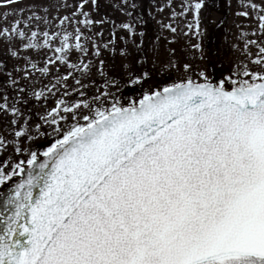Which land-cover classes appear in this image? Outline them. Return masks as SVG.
<instances>
[{
	"label": "snow or ice",
	"instance_id": "obj_1",
	"mask_svg": "<svg viewBox=\"0 0 264 264\" xmlns=\"http://www.w3.org/2000/svg\"><path fill=\"white\" fill-rule=\"evenodd\" d=\"M20 3H0V152L25 157L0 166V186L20 178L0 191V264H264V0H240L256 27L237 25L243 59L216 74L193 54L204 60L208 0H65L52 19ZM45 50L43 67L27 55ZM61 66L56 84L68 97L73 79L78 98L34 116L44 91L21 81ZM129 86L140 95L125 100Z\"/></svg>",
	"mask_w": 264,
	"mask_h": 264
},
{
	"label": "rangeland",
	"instance_id": "obj_2",
	"mask_svg": "<svg viewBox=\"0 0 264 264\" xmlns=\"http://www.w3.org/2000/svg\"><path fill=\"white\" fill-rule=\"evenodd\" d=\"M3 0H0V3H2ZM65 2V0H21V3L17 5L16 7L19 8H24L31 6L35 3H40L44 6H52L50 7V15L49 19H52L53 17L60 15H69V12L65 10L64 8L60 9V12L57 13L56 11V5H62ZM169 0H157L158 6H163L167 4ZM173 6L175 7L176 11H180V4L182 0H171ZM67 3L69 5L76 3V0H67ZM244 9L241 7L240 0H208V6L202 11V29L205 30V36L203 39V48H204V60L199 61L198 59V53H193L197 56V62L202 63L203 65L208 66L211 70H213L214 74L218 73L219 71H225L232 66V61L237 60V59H243L241 56L240 52L236 51L233 48V45H240V47H243V42L238 40L237 37L239 36L240 29L237 28V25H245L247 27L244 28L245 31L251 32L252 30L255 29L256 27V21L255 19L248 20L243 17H239L236 15L237 12L243 11ZM12 8H2L0 7V26H3V16L2 14L4 12H11ZM29 13L25 12L24 16L26 17ZM43 15V13H40ZM171 14L170 9H166L163 13L156 12L153 10V16H155L156 20H153L150 22L149 26V35L150 36H155L156 32L159 31V25L156 23L157 20H163L165 23L169 22V17ZM15 17L9 16L7 23L11 24ZM192 16L191 14L188 15L187 21H191ZM55 23H58L56 21ZM177 23L180 25V28L184 27L185 21L182 18L177 19ZM55 27V24L53 25ZM43 27V26H42ZM69 31L72 29L69 28ZM107 36V32L105 33ZM163 35L168 36L169 39H171V35L165 31ZM252 39H256L257 37H250ZM187 42V39L184 37H179V44L180 46L185 45ZM195 42V41H193ZM163 48V45H162ZM191 51V50H190ZM251 51L255 53L257 51L256 48H252ZM4 45L3 43H0V57L1 59H4ZM25 53H22L24 55ZM29 58L33 61H36L38 63H42L43 61L50 56H53L52 52H49L47 50L40 52L38 55L35 52L27 53ZM75 60V57H73ZM7 64H8V70L11 71L12 65L15 64L16 67L18 68H25L26 65L24 61L21 59L19 63L16 62L15 59H7ZM55 72L57 73L56 69L53 68ZM52 69V70H53ZM67 69L64 68L63 66L60 67V72L55 73L57 80L59 77L63 74L67 73ZM21 73L20 75H22ZM40 74L39 72H34L33 77H36V75ZM20 75L16 76L17 80H20ZM51 75H49L50 77ZM78 76V74H77ZM31 78V80H32ZM119 79V77H117ZM88 80L91 81L89 83V87L87 89H84L86 91V94L88 96H91L95 94L96 89L98 87L102 86V78L98 75V73L93 70L92 76L89 78H83L82 82H87ZM43 82L40 86L44 85L49 87L50 83L48 80H40ZM73 79L68 80V85H72ZM25 82L21 81V86L25 85ZM39 86V85H38ZM39 86V87H40ZM72 86L68 87V91L70 92ZM36 89V88H35ZM60 92V94L57 95L54 103L52 105H49L46 109L40 108L41 101L43 102L44 100L40 99L38 102L40 104L34 105L32 108V114L35 115H46L44 114V111L46 112L50 111L52 108L56 107V103L58 100L65 98L68 100H74L77 99L78 97L76 96L75 92H70L71 95L68 97H63V92L65 89L63 87H58L57 88ZM123 93V98L125 100L131 99V98H136L140 95V90L136 87H125L122 89ZM17 93L14 90H11V95L15 96ZM33 97H29V101L33 102L32 99ZM36 100V99H35ZM34 103V102H33ZM43 106V105H42ZM42 142H45L44 139L41 140Z\"/></svg>",
	"mask_w": 264,
	"mask_h": 264
},
{
	"label": "flooded vegetation",
	"instance_id": "obj_3",
	"mask_svg": "<svg viewBox=\"0 0 264 264\" xmlns=\"http://www.w3.org/2000/svg\"><path fill=\"white\" fill-rule=\"evenodd\" d=\"M1 59V57H0ZM38 65L40 67H43L42 63H38ZM55 70H52V73L50 74L51 76L49 77V75L46 76H42L41 74L36 75V77H33L32 80L30 81H26L25 84H27L30 88V90H34V91H44V96L41 98L42 100H44L43 102L41 101V105L40 108H44L46 109L49 105H52L57 97L58 94H60L59 90L57 89L58 87H61L59 84H56L57 82V78H56V74H55ZM40 80H48V82L50 83V86H40L41 84H43L42 81ZM24 82V81H22ZM85 83V82H83ZM91 83L90 80H88L85 84H89ZM56 84V87H53V85ZM40 87H39V86ZM75 85V81H73L72 85H69L70 87L72 86L70 92H73V86ZM78 87V86H76ZM36 88V89H35ZM86 92V91H85ZM32 101L34 102H28V104L26 105V107L30 108L32 110L34 105L40 104L38 102V100H35V97L31 98ZM43 105V106H42ZM41 108V109H42ZM44 114H47L46 110L44 111ZM48 131L50 132L51 129H48ZM42 140V139H41ZM41 140H39L37 143L41 145L40 147V151H43L44 148L47 147V143L46 142H42ZM25 157L23 155L18 156L16 153H14L13 151H8V152H0V166H2L3 163H8V164H12L14 165L15 163L18 162L19 159H24ZM9 171H11V169H8ZM16 178V177H14ZM13 178V179H14ZM0 191L4 192L5 191V186H0Z\"/></svg>",
	"mask_w": 264,
	"mask_h": 264
},
{
	"label": "water",
	"instance_id": "obj_4",
	"mask_svg": "<svg viewBox=\"0 0 264 264\" xmlns=\"http://www.w3.org/2000/svg\"><path fill=\"white\" fill-rule=\"evenodd\" d=\"M19 179H20L19 177H16L11 182H9L5 186V191L4 192L7 193L10 188L14 187L16 183H19Z\"/></svg>",
	"mask_w": 264,
	"mask_h": 264
}]
</instances>
